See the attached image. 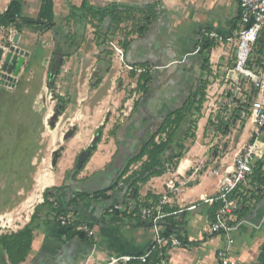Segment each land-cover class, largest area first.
<instances>
[{
    "label": "rangeland",
    "instance_id": "374dc122",
    "mask_svg": "<svg viewBox=\"0 0 264 264\" xmlns=\"http://www.w3.org/2000/svg\"><path fill=\"white\" fill-rule=\"evenodd\" d=\"M141 24H127L131 31L122 32V40H118L119 36L99 34L97 40L91 41L89 36L84 41L68 32L62 39V49L55 51L59 63L50 84V72L45 77L38 65L32 68V60L39 57L33 55L13 88L0 85L1 234L13 233L27 224L35 207L43 203L44 190L55 188L62 181L69 196L71 192L97 191L113 182L119 194L129 184L127 177L134 179L129 187L135 191V183H142L140 175L148 173L143 165L146 157L131 164L122 177L120 173L143 140L150 138L182 105L188 106L184 120L160 157L166 170L173 172V165L188 158L199 141L208 145L222 135L227 138L223 143L240 146L244 124L251 121L238 115L242 111L248 113L255 95L250 78L239 69L238 34L217 36L216 49L205 51L202 56L197 51L176 54L174 58L159 53L155 56L145 46L136 50L137 58L131 61L123 52V43H128L130 33L138 35L137 27ZM260 56L257 53L254 62H247L244 69H256ZM144 71L150 76L145 85L149 91L145 94L139 88L143 83H139V77ZM44 88L43 97L37 100ZM48 109L51 116L46 127L43 119ZM97 132L101 137L97 150L78 167V160ZM165 138L161 133L156 141ZM179 144L180 150L176 147ZM207 151L193 152L192 157L204 158ZM174 155L180 158L170 161ZM46 169L55 182L40 191L36 179ZM167 183L173 187L170 191L177 194L178 182L170 179ZM115 204L114 201L111 209ZM3 255L1 251L0 257ZM1 264H5L2 259Z\"/></svg>",
    "mask_w": 264,
    "mask_h": 264
},
{
    "label": "crops",
    "instance_id": "0c3cea01",
    "mask_svg": "<svg viewBox=\"0 0 264 264\" xmlns=\"http://www.w3.org/2000/svg\"><path fill=\"white\" fill-rule=\"evenodd\" d=\"M10 1L0 0V15ZM43 1L20 0V17L36 20ZM52 4L53 23L49 28L35 31L23 27L20 32L13 27L0 30L1 61L16 34L19 35L16 47L28 53L21 70L33 55H39L38 59L32 60V68L38 65L47 77L53 54L62 49V39L68 32L72 37L84 41L89 36L91 41L97 40L99 34H107L109 38L119 36L118 40H122V32L131 31V26L127 29V24L142 23L137 30L139 32L141 27H145V32L138 35L130 33L128 43H123V52L132 61L136 60V50L140 47L146 46L155 56L159 53L174 58L176 54L195 52L202 35L209 37L215 34L219 38H226L235 37L241 31L237 0H52ZM110 6L115 7L116 11L104 18L88 11V8L104 9ZM213 49H216V44L211 51ZM253 129L251 122H245L240 146L223 143L226 137L222 135L215 137L214 142L208 145L196 142L197 146L191 148L188 158L180 160L173 172L166 170V165L160 159L162 174L141 180L142 183L136 182L135 191L129 187L134 184V179L127 177L129 184L126 188L129 187V191L124 198L126 188L119 194L116 189L109 192L104 200H79L75 198V193L92 194L95 191L71 192L69 196V190L62 185V181L50 197L35 207L34 218L31 220L32 213L27 224L13 231H21L30 224V248L20 264H106L113 257L141 255L154 238L149 221L142 217L141 212L145 208H152L155 213L163 215L159 221L161 231L170 228L183 242L182 247L167 251L163 264H217L216 253L219 250L227 251L229 257L243 264H256L264 247V195L253 194L251 181L237 189L240 208L233 221L235 225H240L230 234L211 232L210 226L215 220V207L218 205L204 202V199L214 198L218 194L219 177L211 171L223 172L230 168L240 147L252 140ZM258 138L264 141V132ZM202 150H209L204 158L192 157L193 152L195 154ZM182 164L185 166L180 171ZM259 164L261 169L264 162ZM146 175H140V179ZM170 179L180 185L177 194L168 189L167 180ZM191 181H194L193 184L187 186ZM255 194L257 197H254ZM114 201L119 209L111 213ZM58 210L71 221L74 229L78 230L79 225L86 224L94 236L90 238L85 233L83 240L59 236L55 221ZM3 254L1 259L9 264L6 254Z\"/></svg>",
    "mask_w": 264,
    "mask_h": 264
},
{
    "label": "built area",
    "instance_id": "2783aa9c",
    "mask_svg": "<svg viewBox=\"0 0 264 264\" xmlns=\"http://www.w3.org/2000/svg\"><path fill=\"white\" fill-rule=\"evenodd\" d=\"M237 5L241 31L237 39L236 58L240 61V72L248 76L254 85L255 95L248 113L242 111L238 117L242 120L249 119L254 129L252 140L240 147L230 168L223 172L211 171L213 175L219 177L218 194L214 198L204 199V202L218 206L221 203L210 226L211 232L215 234H230L240 225V223L235 225L233 221L234 215L240 208V202L236 197V191L240 186L251 181L253 191L264 195V165L259 175H256L259 163L264 162V141L258 138L264 132V0H237ZM0 30H4V27L0 26ZM210 38L214 42L218 39L215 34H210ZM260 50L262 52L256 69H244L247 62H254ZM259 143L262 145L259 146ZM170 188L173 187L168 185L169 190ZM118 209V206H115L110 212ZM141 213L143 219L149 221L154 234L149 248L141 255L113 257L106 264H163L167 251L182 247L183 243L176 234L165 235L161 231L159 221L164 217L163 215L159 212L155 213L152 208H145ZM58 221L62 226L72 225L71 221L64 217H60ZM79 226L78 230L86 233L88 237L94 236L86 224ZM216 258L217 264H243L229 257L225 250L217 251Z\"/></svg>",
    "mask_w": 264,
    "mask_h": 264
},
{
    "label": "trees",
    "instance_id": "16d2710c",
    "mask_svg": "<svg viewBox=\"0 0 264 264\" xmlns=\"http://www.w3.org/2000/svg\"><path fill=\"white\" fill-rule=\"evenodd\" d=\"M20 0H11L6 8V10L0 15V26L7 28L13 27L17 32H20L23 27L31 28L35 31H41L43 29L49 28V26L53 23V4L52 0H44L38 14V18L36 20H28L23 19L20 17L21 13V6L19 4ZM88 11L93 15L100 16L101 18L112 16L113 13L116 11V8L113 6L104 8V9H93L88 8ZM146 28L141 27L139 29L140 33L145 32ZM215 47V43L213 40L209 39L208 35H202L199 39V42L195 46V50L198 52L199 56H202L203 52L210 51L212 48ZM262 50L258 52L261 54ZM2 58V52L0 51V61ZM53 61H51L49 66V72L52 70L55 71L58 63L59 57L55 53L53 54ZM208 61H203L202 68L206 70V65ZM144 66V65H142ZM148 71H144L141 73L139 77V88L142 90L143 94L148 93V87L146 88V83L149 81L150 76L148 75ZM201 98L204 95L201 93ZM188 110L187 105H182L179 109H177L173 114L169 115L164 122L160 125L157 131L148 139L143 140L137 152L131 157L128 164L126 165V169H124L120 173V177L127 173L128 168L133 163L140 162L144 157H146V162L143 163L145 170H148L149 173L142 179V181H146L151 176H158L161 175L163 172V164L160 161L161 155L168 149V146L172 143V138L176 133L178 126L183 122L185 114ZM165 134V139L156 141V137L159 134ZM100 135L97 132L96 137L91 143V145L86 149L84 152L86 154V158L83 162V165L91 158L92 154L97 150V145L100 142ZM177 149H182V145H176ZM180 158V155H174L169 158L170 161L173 159ZM260 165H258V169L256 171V175H259L260 172ZM176 168V165H173V170ZM57 188L58 189H61ZM117 188L116 183H110L105 189L95 191L92 194H83V193H75V198L79 200L85 199H93L95 201L104 200L108 198V193L114 191ZM52 189H45L43 192V199L44 201L51 196ZM72 202V201H70ZM216 206V205H215ZM214 206V207H215ZM221 206V203L219 204ZM219 206L215 207L218 209ZM64 214L61 210L57 211L55 221L58 225L59 236L65 237H78L79 239H84L85 233L80 230L74 229L73 225L71 226H62L59 223V218L63 217ZM34 218V213L31 216V220ZM171 221V219H169ZM78 226V225H77ZM163 234L170 235L172 231L170 228H167ZM32 239V234L30 230V224L26 225L21 231L11 234H1L0 233V253L3 251L8 259L9 264H20L25 256L27 251L30 248V243ZM183 243V242H182ZM0 264H1V257H0ZM256 264H264V247L261 249L260 254L258 256V261Z\"/></svg>",
    "mask_w": 264,
    "mask_h": 264
},
{
    "label": "water",
    "instance_id": "95a60500",
    "mask_svg": "<svg viewBox=\"0 0 264 264\" xmlns=\"http://www.w3.org/2000/svg\"><path fill=\"white\" fill-rule=\"evenodd\" d=\"M19 35L16 34L12 39V45L9 47L8 52L4 55L0 64V85L13 88L17 82L19 73L24 65V60L28 57V53L20 50L16 47ZM260 60V59H259ZM55 73L53 70L49 73L48 84L53 80ZM86 158V154L83 152L78 160L77 166L81 165V162Z\"/></svg>",
    "mask_w": 264,
    "mask_h": 264
},
{
    "label": "bare ground",
    "instance_id": "6f19581e",
    "mask_svg": "<svg viewBox=\"0 0 264 264\" xmlns=\"http://www.w3.org/2000/svg\"><path fill=\"white\" fill-rule=\"evenodd\" d=\"M45 88L43 89V91H42V93L38 96V98H37V100L38 99H41L42 97H43V95H44V93H45ZM38 102V101H37ZM39 105V104H38ZM39 107V106H38ZM38 110V109H37ZM98 114V113H97ZM50 116H51V110L50 109H48L47 110V112H46V114H45V116H44V119H43V123H44V125L47 127V121H48V119L50 118ZM95 116V115H94ZM95 119V118H94ZM34 162V161H33ZM47 166V165H46ZM184 166H185V164H182V166L180 167V171H182V168H184ZM50 167V166H49ZM55 178H54V176L46 169V170H42L39 174H38V176H37V179H36V186H37V188H39V190L40 191H42L43 189H45L46 187H48V186H51V185H53L54 184V182H55V180H54ZM38 191V190H37ZM35 192V191H34ZM37 193V192H36ZM37 195V194H36ZM32 196V195H31ZM33 196H34V194H33ZM34 198V197H33ZM41 198V197H40ZM37 199V198H36ZM29 200H31V199H29ZM34 202V201H33ZM38 202H39V199H38ZM33 204V203H32ZM26 205V204H25ZM25 205H23V207L25 206ZM35 206V205H34ZM25 208V207H24ZM28 210V209H27ZM29 210H31V209H29ZM29 213H31L30 211H29ZM3 218H5V216L3 217ZM28 218V217H27ZM4 220V219H3ZM10 222V221H9Z\"/></svg>",
    "mask_w": 264,
    "mask_h": 264
}]
</instances>
